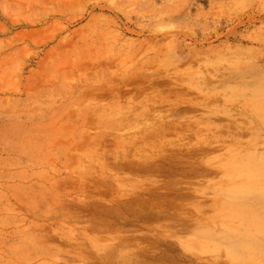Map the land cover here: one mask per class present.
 <instances>
[{"label":"rangeland","instance_id":"374dc122","mask_svg":"<svg viewBox=\"0 0 264 264\" xmlns=\"http://www.w3.org/2000/svg\"><path fill=\"white\" fill-rule=\"evenodd\" d=\"M262 174L264 0H0V264H215Z\"/></svg>","mask_w":264,"mask_h":264},{"label":"crops","instance_id":"0c3cea01","mask_svg":"<svg viewBox=\"0 0 264 264\" xmlns=\"http://www.w3.org/2000/svg\"><path fill=\"white\" fill-rule=\"evenodd\" d=\"M245 193L255 199L254 206H237L232 210L214 206L213 215L198 220L197 238L213 240L215 254L208 262L215 264H264V174L250 175ZM253 182V183H251ZM243 190H238L240 196ZM200 257L202 252H198ZM203 253V254H204ZM205 260V261H206Z\"/></svg>","mask_w":264,"mask_h":264},{"label":"bare ground","instance_id":"6f19581e","mask_svg":"<svg viewBox=\"0 0 264 264\" xmlns=\"http://www.w3.org/2000/svg\"><path fill=\"white\" fill-rule=\"evenodd\" d=\"M29 82H31V81H29ZM226 204H228V206L224 209H226V210L234 209L233 206H235V204L230 203V202H227ZM209 242L210 243H208L207 239H205L204 237L196 240V242L193 239H191L187 243L188 247L185 246L184 248L185 249L186 248L191 249V250H194V248H195L196 250H198V252L199 251L200 252H211L212 254H215L216 248H218V247L213 246V240L212 239H209Z\"/></svg>","mask_w":264,"mask_h":264}]
</instances>
